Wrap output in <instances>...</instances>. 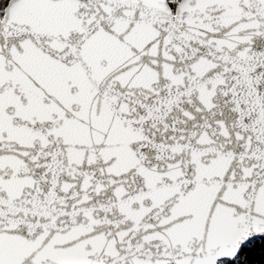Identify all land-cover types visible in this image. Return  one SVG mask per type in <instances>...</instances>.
<instances>
[{
	"label": "snow or ice",
	"instance_id": "6c2138e0",
	"mask_svg": "<svg viewBox=\"0 0 264 264\" xmlns=\"http://www.w3.org/2000/svg\"><path fill=\"white\" fill-rule=\"evenodd\" d=\"M0 264H264V0H0Z\"/></svg>",
	"mask_w": 264,
	"mask_h": 264
}]
</instances>
